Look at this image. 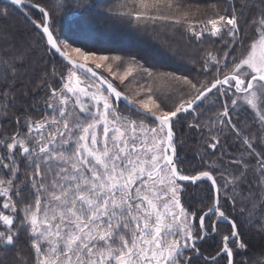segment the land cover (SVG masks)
Returning <instances> with one entry per match:
<instances>
[{
    "label": "snow or ice",
    "instance_id": "6c2138e0",
    "mask_svg": "<svg viewBox=\"0 0 264 264\" xmlns=\"http://www.w3.org/2000/svg\"><path fill=\"white\" fill-rule=\"evenodd\" d=\"M68 2L10 0L37 39L0 51V131L14 127L0 135V264H236L247 244L228 207L264 222V0H122L109 10L138 29L160 23L208 40L191 77L61 39L55 16ZM37 48L52 63L29 74ZM181 116L203 137L191 172L179 166ZM189 185H205L196 207L183 199ZM209 237H219L214 254L201 251Z\"/></svg>",
    "mask_w": 264,
    "mask_h": 264
},
{
    "label": "trees",
    "instance_id": "16d2710c",
    "mask_svg": "<svg viewBox=\"0 0 264 264\" xmlns=\"http://www.w3.org/2000/svg\"><path fill=\"white\" fill-rule=\"evenodd\" d=\"M38 2L47 4L51 0H38ZM120 2L122 0H69L63 11L55 16V31L61 39L71 38L76 41H90L98 48L114 49L122 54L135 55L141 63L159 72H171L190 77L196 74L193 61L199 59L201 51L208 47V40H205L202 46L198 45L194 40L190 41L186 37L183 29H173L171 26H162L160 23L154 27L149 25L147 28L138 29L127 19H120L109 14V10ZM187 2L193 5H203L208 0H187ZM5 8L8 9L9 15L7 18L0 17V51L9 43L30 45L32 41L37 39L36 30L20 12L13 10L9 3L0 0V9ZM30 11L33 18L40 17L39 12L35 9ZM109 31L119 33L123 39L139 40L143 33L149 38L144 48L136 49L129 45L118 47L111 43L109 37L106 36ZM10 37L11 40H9ZM159 50L164 53L162 58H154L149 54V51L157 53ZM36 53L33 60L37 63L27 66L29 74H32L33 67L36 68L38 74L44 68L45 61L48 62L49 66L52 63V58L47 56L43 50L37 48ZM33 78L35 79V75ZM121 91L124 90L121 89ZM45 94L40 93L37 97L41 105ZM32 95L35 96L36 94L33 93ZM27 102L31 105L32 97H29ZM191 119V116H181V122L176 125V146L181 161L179 166L186 172H191L194 166L197 168L200 166L196 157L203 141L200 132L188 128L187 125ZM251 119V114L248 112H241L239 115L241 121H250ZM13 130V125L9 121H4L0 135L4 132L11 134ZM227 143H233L231 137L228 138ZM231 150L234 151L235 147ZM204 188L205 185H189L183 196L186 206H198V202L205 194ZM227 211L236 216L239 231L247 244L245 250H238L236 264H256L258 261H264V231L261 230V224L264 222L259 217L248 222L247 214H238L239 206H237L236 213L232 212L230 206ZM229 227L220 224V231L226 232ZM218 241L219 237L205 239L200 243L201 251L205 254H214L217 250Z\"/></svg>",
    "mask_w": 264,
    "mask_h": 264
},
{
    "label": "rangeland",
    "instance_id": "374dc122",
    "mask_svg": "<svg viewBox=\"0 0 264 264\" xmlns=\"http://www.w3.org/2000/svg\"><path fill=\"white\" fill-rule=\"evenodd\" d=\"M117 25V24H116ZM120 26V25H118ZM122 27V26H121ZM106 36L109 37V40L111 41V43H113L114 45L118 46V47H125V46H131L133 48L139 49V48H144L146 46V42L148 41L149 36L145 35L143 33V35H140L139 40L136 39H123V36L120 35L117 32H113V31H109L108 33H106ZM149 54L152 55V57L154 58H162V55H164V53L159 50L157 53L154 51H149ZM117 86L124 90L125 92H127L126 94H130L134 89H135V83H127L125 85H120L119 81H116ZM46 96V94H45ZM121 111L122 112H126V110L124 109V105H122L121 103Z\"/></svg>",
    "mask_w": 264,
    "mask_h": 264
},
{
    "label": "water",
    "instance_id": "95a60500",
    "mask_svg": "<svg viewBox=\"0 0 264 264\" xmlns=\"http://www.w3.org/2000/svg\"><path fill=\"white\" fill-rule=\"evenodd\" d=\"M3 2L9 3L10 4V0H1Z\"/></svg>",
    "mask_w": 264,
    "mask_h": 264
}]
</instances>
